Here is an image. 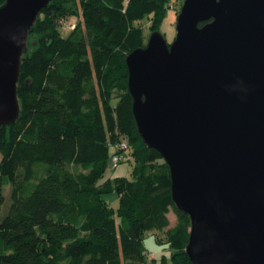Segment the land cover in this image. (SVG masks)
Segmentation results:
<instances>
[{
    "label": "trees",
    "instance_id": "16d2710c",
    "mask_svg": "<svg viewBox=\"0 0 264 264\" xmlns=\"http://www.w3.org/2000/svg\"><path fill=\"white\" fill-rule=\"evenodd\" d=\"M171 3L52 0L39 14L21 64V114L0 129V264H154L144 241L155 230L172 252L161 264H193L191 218L173 201L169 165L138 131L128 87L127 56L160 31ZM74 16L63 36L60 23ZM123 151L131 177L102 181Z\"/></svg>",
    "mask_w": 264,
    "mask_h": 264
},
{
    "label": "water",
    "instance_id": "95a60500",
    "mask_svg": "<svg viewBox=\"0 0 264 264\" xmlns=\"http://www.w3.org/2000/svg\"><path fill=\"white\" fill-rule=\"evenodd\" d=\"M51 1L0 6V129L21 114L22 60ZM176 29L127 56L138 131L170 167L193 264H264V0H185Z\"/></svg>",
    "mask_w": 264,
    "mask_h": 264
},
{
    "label": "rangeland",
    "instance_id": "374dc122",
    "mask_svg": "<svg viewBox=\"0 0 264 264\" xmlns=\"http://www.w3.org/2000/svg\"><path fill=\"white\" fill-rule=\"evenodd\" d=\"M185 0H172L171 3V9L168 11L166 14L161 26H160V31L161 33L165 36L167 41L169 43H172L177 35V29H176V24H177V17L180 14V11L182 9V6L184 4ZM150 18H146L145 20L142 21V23H139L144 27L146 35H150L151 30H150ZM62 22V21H61ZM78 22V18L76 16L74 17H69L66 18L65 23L61 24L60 23V30L62 32L63 36H67L70 33V26H75V23ZM73 28V27H72ZM150 37V36H149ZM149 39V38H148ZM127 152L123 151L122 155L125 156L124 161L120 162L117 166L115 165L114 161L111 159V161L108 164V168L106 170L105 176L102 179V181L109 179V178H116V177H131V171L134 165V161H128V156ZM2 156L0 153V160ZM107 201L113 206L114 208L119 207V197L117 194L112 193V194H107L106 196ZM10 205V200H8L5 205H4V211L8 208ZM169 219H170V226H174L177 221V217L173 211H171L169 214ZM162 232L160 231H151L147 232L145 235V245L147 248L148 253L152 258L155 259L154 264H161V261L163 257L165 256L167 258L168 263L170 262V257H171V249L168 244H161L158 242L157 237L162 236Z\"/></svg>",
    "mask_w": 264,
    "mask_h": 264
},
{
    "label": "built area",
    "instance_id": "2783aa9c",
    "mask_svg": "<svg viewBox=\"0 0 264 264\" xmlns=\"http://www.w3.org/2000/svg\"><path fill=\"white\" fill-rule=\"evenodd\" d=\"M71 27H75L74 24ZM120 147L123 149L126 148V143L121 144ZM122 158H123V156H121V155L114 156L113 161H114L115 165H117L121 161Z\"/></svg>",
    "mask_w": 264,
    "mask_h": 264
}]
</instances>
